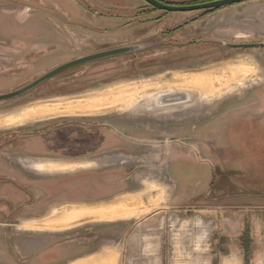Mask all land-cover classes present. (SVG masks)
<instances>
[{
	"label": "rangeland",
	"instance_id": "374dc122",
	"mask_svg": "<svg viewBox=\"0 0 264 264\" xmlns=\"http://www.w3.org/2000/svg\"><path fill=\"white\" fill-rule=\"evenodd\" d=\"M225 7L209 13L166 12L145 0H0V94L24 87L79 56L143 45L135 52L70 68L0 101V171L5 176L17 179L20 156L86 161L68 159L67 146L78 147L77 137L96 141L99 127L100 160L105 162L41 177L56 175L58 191L69 194L81 184L84 197L90 199L139 192L146 177L163 189L162 204L151 206L159 197L154 195L146 203L149 211L136 218L148 215L153 221L148 261L137 255L129 262L127 236L134 219L59 230L58 243L76 239L93 244L86 247L93 250L100 239V250L117 248L125 259L121 264H264V149L255 141H264V47L224 43L264 42V33L250 29L248 35L215 36L211 21L222 19L225 12L220 10ZM241 60L252 68L230 64ZM232 70L238 73L233 76ZM208 72L225 83H216L213 94L208 86L194 85ZM137 93L140 104L152 98L158 104L153 102L151 111L129 112L143 107L133 101ZM198 104L209 109L188 111L189 105ZM174 112L186 116L178 121L164 118ZM81 113L86 115H67ZM183 126L185 136L195 137L185 140L186 148L176 142L182 135L173 133ZM249 126L253 131L245 136L250 143L238 130ZM114 129H141L147 135H136L142 145L134 149L113 148ZM215 131L217 139H209ZM51 165L65 169L59 162ZM11 182H0V193L19 191ZM4 202L0 198L5 219L13 206ZM112 254L111 250L105 264H116Z\"/></svg>",
	"mask_w": 264,
	"mask_h": 264
},
{
	"label": "crops",
	"instance_id": "0c3cea01",
	"mask_svg": "<svg viewBox=\"0 0 264 264\" xmlns=\"http://www.w3.org/2000/svg\"><path fill=\"white\" fill-rule=\"evenodd\" d=\"M220 12H225V16L222 15L220 16L222 19L216 18L211 21V28L215 30L212 34L215 36L238 37L240 34L248 35L250 29L264 33V0H250L244 3L231 5L220 10ZM195 17H198V15H195L194 18ZM230 64H239L241 66L252 68L250 63L245 60H241L240 63ZM229 67L230 66H227V69ZM208 73L211 74L210 76L214 75L213 80L217 83L218 80L215 79V73ZM208 73L204 76H209ZM231 73L234 76L238 72L237 70H232ZM201 76L198 79L204 77ZM223 84L225 85V83L219 80L217 85L222 86ZM217 85L213 91L209 92L210 94H213L217 90ZM198 91H200L199 88ZM134 98L135 100L133 101H136L137 104L143 102L139 93L135 94ZM202 99H206V97H202ZM157 101L158 100H156V98H152L150 101L145 102V104H140L143 106L142 108L133 109L129 112L144 110L151 111L152 108H155L152 103L154 102L155 104H158ZM92 102L95 103L96 100L94 99ZM179 102L183 101L179 100ZM200 108L202 110L209 109L206 108V106L198 104L196 106L189 105L188 111L193 114V112H197ZM67 115L86 114L81 113ZM168 115H165L164 118H171L172 121H178L180 118L186 116V114L182 112H174ZM259 117L262 118L260 115ZM162 122L167 123L168 121L165 119ZM261 122L264 124L263 121ZM186 129V126H183L173 132L174 134L177 133L178 136L179 134L182 135V138L177 137L176 142H180V144L183 145V148H186L184 143L185 140L188 141L190 138H195L185 136L187 134ZM238 130L240 132L243 131V140L250 143L249 139H247L248 137H246L248 136L249 131L252 130L250 126ZM234 131L235 133L238 132L237 130L232 129V132ZM213 134H215L214 138L209 137V139L212 138L213 140H216L217 131ZM194 136H196V134H194ZM182 139L183 142H181ZM255 141L259 144V148H261V150L264 149V141H260L259 139ZM161 142L164 143L163 139ZM139 143H142V141H139ZM147 145L148 143L143 147L146 148ZM134 147L136 148L137 145L135 144ZM44 148L46 149V147ZM188 148L195 149L194 146L189 145ZM40 149L43 148L40 147ZM17 159V162L22 165V169L25 172L31 173L32 176L36 174L39 179H29L25 176V173L19 169L16 172L17 180L24 186H32V192L25 193L16 190L14 191L12 189L6 193H0V198L5 201L4 203L13 206L10 213H7V216H5V219L4 216L0 215V264H105V262L109 259L107 255L110 254L111 250L113 253L112 256L114 257L113 262L121 264V261H124L125 259H121L122 254L117 252V248L115 246H112V249L102 248L100 250L99 239L97 248L89 250L86 249V247L88 245L92 246L93 244L87 243L88 245L86 246L83 242L76 241V239L58 243L57 233L59 230L72 229L87 222H97V224H99L100 221H103L114 224L116 222H120L122 219H129L130 221L134 219V227L132 226L133 230L127 236L128 244L130 245L128 248L130 251L129 262L138 259L136 257L137 255L140 257L144 255V261H148V255L151 253L147 246V240L152 237V232L149 234L148 231H152L153 221L150 217H148V215H144L145 217L140 220H137L136 218L149 211L150 208L146 205V203H148V199H152L154 195H158L159 197L155 201L153 200V204H151V206L154 205L155 207H158L162 204L161 197L163 189L159 185H155L150 181V178L146 177L141 180L143 189L139 192H122L109 197L101 198L99 195L90 199L84 197L86 192H83L81 184L74 187L75 189L70 188L76 192L69 194V192H62V190L58 191L56 184L58 179L56 178V175L54 178L41 177V175L45 176L48 175V173L55 172L57 174L58 172H71L80 167L96 166L98 162L90 160L57 161L50 160L49 157L42 158L39 155L37 158L35 156H33V158L20 156ZM53 162L62 163L65 166V169L54 170L51 165ZM100 162H105V159H101ZM0 166L3 165L1 164ZM6 170L8 171V168H6ZM93 171L94 170L91 172ZM2 173L4 174V172ZM84 175L88 176L90 173H86ZM69 176L72 180L74 175L70 174ZM79 179L76 180L78 181ZM210 180L211 179H209V184L211 182ZM172 198L173 196L171 197L172 201H170V203L174 202V199ZM178 199L179 198L177 197L175 200L177 201ZM131 251L134 253H131ZM116 256H118V260ZM140 259L142 260L143 258Z\"/></svg>",
	"mask_w": 264,
	"mask_h": 264
},
{
	"label": "water",
	"instance_id": "95a60500",
	"mask_svg": "<svg viewBox=\"0 0 264 264\" xmlns=\"http://www.w3.org/2000/svg\"><path fill=\"white\" fill-rule=\"evenodd\" d=\"M149 4L153 5L154 7L161 9V10H166V11H201L204 12L206 10H211V9H218L224 6H229L233 5L236 3H240L243 1L247 0H207L203 2H197V3H190V4H176V3H169L165 2L162 0H145ZM226 45L231 46V47H248V46H261L264 47V42H258V43H228L224 42ZM143 48L142 44H127V45H122L110 49H105L101 50L98 52L86 54L79 56L75 59L69 60L67 62H64L55 68L49 70L48 72L44 73L31 83L25 85L24 87H21L19 89H16L14 91L8 92V93H2L0 94V101L11 99L14 97H17L19 95H22L23 93L29 91L32 88H35L42 84L44 81L52 78L53 76L64 72L70 68L76 67L81 64L88 63L90 61H94L97 59H102L108 56H113V55H121L124 53H131L138 51Z\"/></svg>",
	"mask_w": 264,
	"mask_h": 264
},
{
	"label": "flooded vegetation",
	"instance_id": "af4514ba",
	"mask_svg": "<svg viewBox=\"0 0 264 264\" xmlns=\"http://www.w3.org/2000/svg\"><path fill=\"white\" fill-rule=\"evenodd\" d=\"M82 133H84V131H82ZM96 133H97V136H96L97 142L94 141L93 139H91L90 141H84L82 137H80V138L77 137L75 140V143L77 145H79L78 147H69L70 145L68 144L67 150L70 153H67V158L68 159H80V160L81 159H83V160L92 159V161L99 163L100 162V128L99 127L96 128ZM113 134L117 139L116 146L113 148H127V149H134L135 147H133V145L135 146V144L136 145L137 144L142 145V143H139V141H141V140L139 139V137H136V135H139V136H142V134L144 136L147 135L146 131H142L141 129H139V130L136 129V130H134V132H128V133L119 131L118 129H114ZM144 145H146V144H144ZM20 170H22L25 173V176L28 177L29 179H32V180L33 179L34 180L39 179L38 176L37 177L32 176L31 173L25 172L22 168H20ZM84 176H86V175H84ZM9 180L12 181L10 184L13 185V187L17 188L19 191L25 192V193H31L32 192L30 186L29 187L24 186L17 179L9 177V176H5L0 171V182L8 183Z\"/></svg>",
	"mask_w": 264,
	"mask_h": 264
},
{
	"label": "bare ground",
	"instance_id": "6f19581e",
	"mask_svg": "<svg viewBox=\"0 0 264 264\" xmlns=\"http://www.w3.org/2000/svg\"><path fill=\"white\" fill-rule=\"evenodd\" d=\"M215 70V69H214ZM214 74V73H213ZM208 75L209 76H204V75H202V76H204V77H202L201 79H198V80H196V82H195V87H199V88H202V87H204L205 89L207 88V86H208V88H210V90H213L214 89V87L216 86V82H215V80H213L214 78V75L213 76H210L211 74H209L208 73ZM216 75V74H215ZM211 77V78H210ZM216 79V78H215ZM218 80V79H217ZM219 81V80H218ZM218 81H217V83H218ZM133 209V208H132Z\"/></svg>",
	"mask_w": 264,
	"mask_h": 264
},
{
	"label": "trees",
	"instance_id": "16d2710c",
	"mask_svg": "<svg viewBox=\"0 0 264 264\" xmlns=\"http://www.w3.org/2000/svg\"><path fill=\"white\" fill-rule=\"evenodd\" d=\"M162 1H165V2H169V3H176V4H188L187 2H183V1H175V2H170V1H167V0H162ZM203 1H207V0H197V1H193V2H189V3H197V2H203ZM156 9V8H155ZM213 10H215V9H211V10H206V11H204V13H209V12H211V11H213ZM165 11V10H164ZM167 12V11H166ZM41 85V84H40Z\"/></svg>",
	"mask_w": 264,
	"mask_h": 264
}]
</instances>
